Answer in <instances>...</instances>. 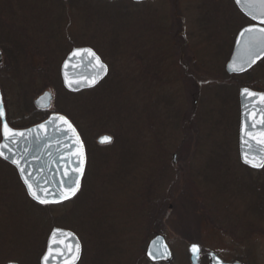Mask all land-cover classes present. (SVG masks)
<instances>
[{"label": "rangeland", "instance_id": "1", "mask_svg": "<svg viewBox=\"0 0 264 264\" xmlns=\"http://www.w3.org/2000/svg\"><path fill=\"white\" fill-rule=\"evenodd\" d=\"M63 1L0 0V38L9 33L7 29L23 31L22 40L34 38L29 46L44 45L31 62L36 67L21 66L15 88L23 93L20 100L29 96L33 106L34 100L51 91L50 113L66 110L75 117L87 142L88 179L76 202L44 212L28 201L13 169L0 161V264H40L47 231L55 226L78 235L84 250L81 264H151L144 257L147 246L161 231H166L162 235L174 253L171 264H191L188 249L193 242L203 250L202 264H209L210 252L229 263L241 257L246 263L264 264V219L251 206L248 194L254 192L250 177L263 183L264 173L250 175L236 160V126L233 119L228 120V114L234 118L235 107L238 110L234 93L217 90L213 97L208 91L215 101L205 109L201 94L193 93L194 111L203 109L204 118L212 123L202 134L192 125V135L185 137L179 121L185 98L172 94L178 84L166 87V96L173 101L170 108L164 105L163 95V80H175L180 68L168 61L169 66L153 71L151 61L153 68L143 75L141 67L143 58L149 54L154 60L158 49L161 59L176 60L180 52L174 54V47L187 44L189 55H182L183 61L193 60L196 72H207L195 86L190 85L191 90L201 93L203 87L216 85L217 70L232 53V31H222L229 25L221 16L222 0H156L144 6L129 0ZM225 4L229 6L228 0H223ZM239 22L241 28L248 24ZM92 46L109 67V81L91 93L70 96L60 86L61 64L72 48ZM18 52L20 66L23 53ZM8 84L12 90L14 83ZM7 97L13 98L11 112L17 121L22 117L18 114L22 102L19 105L11 92ZM100 108L106 110L100 112ZM192 113L195 117L191 111L189 118ZM223 116L230 127L221 122ZM115 132L120 139L115 140ZM103 135L112 136V144L99 145ZM182 139L189 143L178 148ZM122 165L125 171L117 174ZM151 189L159 196L171 194L160 223L141 208V204L147 208L144 193L150 195Z\"/></svg>", "mask_w": 264, "mask_h": 264}, {"label": "water", "instance_id": "2", "mask_svg": "<svg viewBox=\"0 0 264 264\" xmlns=\"http://www.w3.org/2000/svg\"><path fill=\"white\" fill-rule=\"evenodd\" d=\"M105 1H117V0H105ZM137 3L140 2H146V1H154V0H133ZM235 5L238 6L240 11L242 12V15H244L246 18L251 20L254 25L248 26V27H255V28H264V24L260 23L259 19H253L254 16H259L260 8L257 0H234ZM246 27V28H248ZM245 29V28H244ZM244 29L241 31L243 32ZM241 34V33H240ZM238 35V39L236 42V46L233 52V55L231 56V59L227 66V72L229 75H240L243 73H248L251 69L255 67V65H258L259 62L264 60V51H256L255 52V60L254 62H246L248 60V50L245 46L246 43V37L247 33H245V36L242 37L241 35ZM82 49H91L89 47L84 48H76L74 49L71 54L67 57L65 62L62 64L61 69V76L63 81V86L67 91L70 93L78 94L84 91L92 90L97 88L100 83H102L109 75V67L103 63L102 58L96 53V55L100 58V61L106 65L107 72L101 74V78L98 80V82L95 85L89 86L88 79L94 75H96L97 68L94 64V62L90 63L92 61V58L89 57L87 54H83L82 56H74L73 53L77 50ZM95 52V51H94ZM1 57V52H0ZM67 65V67H65ZM233 67L243 68L242 71H233ZM249 90V89H248ZM250 91V90H249ZM253 92V91H250ZM257 93V92H254ZM257 94H263V93H257ZM52 92H45L43 95H41L36 101H35V108H38L40 110H49L52 106V103L54 101V96H52ZM2 92L0 89V100H2L3 108H5L4 100L2 99ZM254 101V102H253ZM241 110H242V124H241V160L243 165L246 167L253 169L255 171H261L263 168L260 167H253L251 164L246 163L245 161V153H249L248 159L252 160L253 163L259 164L261 162V155H264V153H260L259 149L264 148V145H257L255 140L250 139L247 135V131H252L253 134L257 137V139L260 138L259 136V129L261 127H264L260 123L259 114L261 111H264V101H260L258 97H249L247 93L242 91L241 94ZM250 111H256L257 115L254 119L249 120V117L247 115ZM59 117H64L72 126L73 129H75V132L72 131V129L68 128L67 125H65L62 121L59 120ZM2 124L6 122L8 126L11 128L7 121V113L6 109H4V116L1 118ZM252 123H256L257 128L252 129ZM44 124L46 126V131L41 130L39 128V125ZM37 126H34L32 128H28L25 130H15V131H21L24 132V137H17L18 140L17 144H11L10 141H5L3 137V141L0 143V146H2L4 143H9V146L13 148V152H8L6 149H3L4 155L8 157V159H5L3 156H0V159L3 161L9 163L16 169V171L19 174L20 181L23 183L27 194L31 201H34L36 204H39L37 201H35L31 195L29 194V190L27 187V184L25 183V179L27 178L30 183L34 185V188H46L50 192H59V185L61 180L63 179L65 181V184H69L70 180L65 179L63 177V171L65 169L71 170L72 168L79 166V153L83 151L84 153V159L85 163L83 165V176L80 177L79 183H80V189L76 193L74 197L71 199L64 201L62 203H50L48 205H41V206H58L65 204L67 202H70L75 198L81 191V187L83 186L84 177L86 174L87 169V152L86 147L84 144V141L82 139L81 134L79 133L78 129L74 126L72 121L66 117L63 114H53L49 119H47L45 122L41 123ZM247 126V127H246ZM37 134L39 137H43L44 139L40 140L39 144L37 143ZM2 135H3V129H2ZM105 136L111 137V143H101V139ZM113 137L109 135H103L98 139V144L103 145H110L113 142ZM248 140L249 143L246 144L245 141ZM46 147H42V145H45ZM249 144H251L252 149L250 150ZM25 148L28 149L27 152H25ZM255 150L257 152L256 156L253 157L251 154V151ZM15 153V155L13 154ZM15 159L17 162L23 166L26 170V173H31L30 176L21 174L18 166L16 163H13L12 160ZM177 162V155H174V161L172 163L176 164ZM77 173H73L71 176V180H75V176ZM60 229V228H56ZM54 229V230H56ZM52 230V233L53 231ZM64 233H72L75 239L71 238H65L63 243L61 244V247H63L65 244L69 247H73L76 242L78 241L81 247V253L80 258L78 261L75 262V264H78L81 261L82 254H83V246L81 243V240L78 238V236L73 233L70 230L60 229ZM52 233L50 237L52 236ZM50 243V238H49ZM48 243V245H49ZM197 246L199 251L193 252V246ZM146 251V258L149 262L153 264H171L174 260V253L169 246V242L166 238V236H162V234L155 235L154 238L150 241L149 245L147 246ZM47 252V251H46ZM188 252L190 255V261L191 264H202V256H203V250L199 244H191L189 246ZM208 254L209 264H243L240 262H226L224 261L216 252H210ZM43 259V258H42ZM42 259L40 261V264H42ZM50 264L52 262L50 261ZM55 264H62L60 260H57ZM69 264H72V262H69Z\"/></svg>", "mask_w": 264, "mask_h": 264}, {"label": "flooded vegetation", "instance_id": "3", "mask_svg": "<svg viewBox=\"0 0 264 264\" xmlns=\"http://www.w3.org/2000/svg\"><path fill=\"white\" fill-rule=\"evenodd\" d=\"M129 1H131L133 4H136V5L138 4L139 6L148 5L149 3L153 4V3L156 2V0L140 2V3H137V2H135L133 0H129ZM62 2H64V1L62 0ZM228 2H229V4H228L229 6L226 5L227 3L225 5H223V0L220 2V5L222 6L221 10H222V14H223L221 16H223V20L226 21L227 24H229V25H227L228 28H223L222 31L223 32L224 31L225 32H231L232 31V34L229 35L230 36L229 44H230V48H232V53L229 56L230 57L229 61H230L231 56L233 55V52H234V49H235V46H236L238 35L241 33V31L244 28H246L248 26H252V25H254V23L250 21V24H248L247 26L245 25V27H242V28H241V26L238 27L237 24L240 23L239 21L241 20V18L243 16L242 12L238 8V6L235 5L236 3H235L234 0H228ZM231 26H233V27H231ZM7 30L9 31V33H7L5 36L0 38V52H1V57H0V89H1V92H2V96H3L2 99L4 100V105H5L4 109H6L7 121L9 123V125L11 126L12 129L24 130V129H27V127H19V124L23 123L26 120L29 121L28 120L29 118H31L30 119V121H31L33 119V115L34 114H33V112H31V110L29 109L30 106H28V104L26 102L27 98L29 97L28 94H27L28 97H26V100L24 102H22V100H20V94H23V93H19L18 90L16 89L18 87V82H17L18 73H19V70H20L21 66L22 67H26V66L29 67L30 65H32L31 62H33L34 59H35L34 55H36L38 50L40 51L42 48H44L43 47L44 45H39V44L37 45L36 44V45H30L29 46L28 45V41H31V40L33 41L34 40L33 37H32V39L28 38L27 40H25V39L22 40V36L21 35H22L23 31H19L21 33V34H19V33H17L14 30H10V29H7ZM24 34H25V36H28V35H26L27 34L26 32ZM41 35L45 36L44 34H41ZM28 37H30V36H28ZM21 40L23 41V43H21L20 46H19V41H21ZM75 48H77V47L72 48L71 52ZM175 48L177 50H175L174 54H176L177 52L180 51V55L178 56V58L176 60H173V59H171V60H166V59L163 60V59H161V57H164V56H163L162 51L160 49H158L157 51H155L154 60L151 59V56L149 54H147L143 58V59H146V60L143 61L144 65L141 66V67L143 68V75H149V72L147 71L148 68H153L152 64H151V61L154 64L153 71L155 69H156V71L162 69L165 66V64L169 66L168 61L170 62L171 65L174 64L175 67H179L180 68L178 74L175 75V80H174V78L172 79L170 77H166L163 80V82H165V84H163V87H164L163 88V95L165 94L164 105H167L168 108H170L169 105L173 102L171 98L166 96V95H168V90H169V88H166V87L168 85L171 86L173 84H178L175 87V93L173 91L172 94H173V97H174V94H175L176 99H177L178 96H181L182 100L185 98L184 99V101H185V110H183L184 112L180 110L181 111L180 113H182V112L183 113H182V116H181L179 121H180V124L182 125V130L185 132V137H188L189 133L192 134L191 130H192V125H193V113L191 114L190 118H189V113L191 111L194 112L193 103H192V100H191L192 99L191 97L193 95V90H191L192 86H190V85H193V80H194V66H193V63L195 61L190 60V59H187V60L183 61V58L181 57V55H184V57L186 56L188 58L189 54H188V45L187 44H186L185 47L182 46L180 48V50H178L177 47H174V49ZM19 49L23 53V56H22L23 58L21 59V62H23V63L20 64V66H19V64L17 62L18 61L17 52H18ZM71 52L69 54H71ZM229 61L226 62L225 66H222V69L217 70V73H219V75H217V78H216V81H215L217 84L216 85L209 84L210 86L208 85L207 89L209 91L210 90H214L215 93L217 92V90H221L223 94H224L225 91H231V92L234 93V96L232 98L238 100V102H237L238 110H236V107H235L234 118L230 114H228L229 115L228 120L231 121V119H233L232 121L234 122V125L236 126V128H235L236 139L234 141V143L236 144V148H237L236 151H237V154H238L236 160H238V162L242 166H244L243 163H242V160H241V128H240L241 124H242V118H241L242 117V110L240 108L241 107V94H242V91H244V89H249L250 91L264 94V67H262L263 63H264V60L259 62L258 65H255V67L253 69H251L250 71H248V73L246 72V73H243V74H240V75L239 74L238 75H229V73L227 72V66H228ZM62 64H61V68H62ZM32 66L36 67L34 64ZM216 67H213V68L216 69ZM262 68H263V70L261 71ZM164 74H166V70H165ZM157 77L160 78V83H161L163 75L160 73V75L157 76ZM60 78L62 80L61 72H60ZM8 83H14L13 87H11L13 91L10 89V86H9ZM171 88H172V86H171ZM14 90L17 91V95L14 93L15 92ZM161 90H162V87L159 90H157L158 91V94H157L158 98L156 99V102H155V104L157 105V111H158V109L159 110L161 109V100H159V96L161 95ZM10 92L15 95L16 102L19 105L22 102L21 105L19 106V113H18L19 116H22V117L19 120H17L18 122L16 121V119L14 120L15 114H12V112H11V108L12 107H11L10 99L12 97L10 99H7L8 98L7 94L10 93ZM34 105H35V100H34ZM37 111L44 112L46 110L37 109ZM224 118H225L224 116L221 118V122L223 124H225V122H227V121H225ZM229 118H231V119H229ZM190 122H192V123L190 124ZM228 125H229V123H228ZM230 126L231 125H229V127ZM2 138H3V136H2V120L0 118V143L3 140ZM188 143H189L188 140L182 139V140L179 141L178 148L185 147V145L188 144ZM226 149H229L228 144L226 145ZM245 168H247V167H245ZM251 171L253 172V175L254 174H258V173L261 174V173H264V168H263V170H261L259 172L258 171H254L253 169ZM15 174H17V173H15ZM79 196H80V193L71 202H74V201L76 202V200H77V198ZM26 220H27V224H29L28 223V217H27ZM56 228H60L61 229L62 227L55 226L50 231H47V234H48V232H49V234L46 235L47 237L44 240L45 246H44V251H42L43 253L41 255L40 261L44 257V255L47 253L46 251L48 249V243H49L50 235L52 233V230H54ZM68 230H70V229H68ZM71 231L75 233L74 230H71ZM5 241H6V237L3 236V240L1 242L4 243ZM83 256H84V250H83L81 261L83 259ZM145 256H146V253H145ZM81 261L78 264H81ZM16 263L17 262H7L6 264H16ZM208 263H209V261H208Z\"/></svg>", "mask_w": 264, "mask_h": 264}, {"label": "snow or ice", "instance_id": "4", "mask_svg": "<svg viewBox=\"0 0 264 264\" xmlns=\"http://www.w3.org/2000/svg\"><path fill=\"white\" fill-rule=\"evenodd\" d=\"M260 8L259 16H254L253 19H259L260 23L264 24V0H257ZM245 33H247L246 37V43L245 46L248 50V60L246 62H254L255 60V52L256 51H264V28H255V27H248L245 28L243 32H241V36L244 37ZM83 54H87L89 57L92 58V62H94L97 72L96 75L90 77L88 79L89 86L95 85L98 80L101 78L102 73L107 72V67L104 65L100 58L96 55L94 51L91 49H82L77 50L73 53L74 56H82ZM67 67V65H65ZM243 68L233 67V71H242ZM244 92L247 93L249 97H258L260 101H264V94H257L254 92H250L248 89H244ZM254 102V101H253ZM249 120H252L256 117L257 113L256 111H250L247 113ZM4 116V108L2 104V100H0V118ZM260 123L264 125V111H261L259 114ZM59 120L62 121L65 125H67L68 128L72 129L73 132H75V129L72 128L71 124L64 118L59 117ZM252 129H256L257 125L256 123H252ZM247 127V126H246ZM39 128L41 130L46 131V126L44 124L39 125ZM3 129V137L5 141H10L11 144H17L18 140L17 137H24V132L21 131H15L12 128L8 126L6 122L2 124ZM246 135L256 141L257 145H264V127H261L259 129V136L260 138L257 139V137L253 134L252 131H247ZM44 139L43 137H39L37 134V143L39 144L40 140ZM101 143H111V137L105 136L101 139ZM246 144L249 143L248 140L245 141ZM42 147H46L45 145H42ZM250 150L252 149L251 144H249ZM3 149H6L8 152H13V148L9 146V143H4L2 146H0V156H3L5 159H8L7 156L4 155ZM28 149L25 148V152H27ZM260 153H264V148L259 149ZM15 155V153H13ZM251 154L253 157L256 156L257 152L255 150L251 151ZM249 153H245V161L246 163L251 164L253 167H260L264 168V155H261V162L259 164L253 163L252 160H249L248 157ZM79 166L72 168L71 170L65 169L63 171V177L65 179L70 180L69 184H65V181L62 179L59 185V192H50L46 188H34V185L29 182V180L26 178L25 183L27 184L29 194L31 197L37 201L41 205H48L50 203H62L64 201H67L74 197L76 193L80 189V177L83 176V165L85 163L84 159V153L81 151L79 153ZM13 163H16L21 174H24L27 176H30L31 173H26V170L23 166H21L17 160L13 159ZM73 173H77L75 176V180H71V176ZM65 238H71L75 239L72 233H64L60 229H56L53 231L52 236L50 237V243L48 245L47 253L44 255L42 259V264H50V261L52 264H55L57 260H60L62 264H69V262H72V264H75L76 261L80 258L81 253V247L79 242L77 241L76 244L73 247H69L68 245H64L61 247V244L65 240ZM193 252H198L199 249L197 246H193Z\"/></svg>", "mask_w": 264, "mask_h": 264}, {"label": "trees", "instance_id": "5", "mask_svg": "<svg viewBox=\"0 0 264 264\" xmlns=\"http://www.w3.org/2000/svg\"><path fill=\"white\" fill-rule=\"evenodd\" d=\"M100 1H102V0H100ZM69 2V1H68ZM67 1H66V3H68ZM104 2V1H103ZM105 3H108V2H105ZM138 5V4H137ZM242 22L243 23H248V24H250V21L247 19V18H245L244 17V15L242 16ZM185 21H189V20H185ZM248 24H246V26L248 25ZM189 27V26H188ZM243 27H245V25H243ZM193 33V32H192ZM193 34H195V32L193 33ZM191 36H192V34H191ZM193 37V36H192ZM180 45V43L178 44V46ZM183 46V45H182ZM182 46H180V47H178V50H180V48L182 47ZM93 47V46H92ZM93 49H96V48H94L93 47ZM174 50H177L176 48L174 49ZM96 52H97V50H95ZM180 52V51H179ZM22 53V52H21ZM180 55V54H179ZM178 55V56H179ZM181 57H182V55H181ZM203 71H205V70H203ZM202 70H200V72H196V69L194 68V80H193V85L195 86V83H196V81L198 82V80H199V82L201 81V78H205L206 76H205V72H203ZM109 77H110V74H109V76L107 77V79L103 82V83H101V85L100 86H98L96 89H98V88H100L102 85H104V84H106L107 83V81H109L108 79H109ZM63 84H62V81H61V85L60 86H62ZM63 87V86H62ZM64 89V88H63ZM65 90V89H64ZM95 90V89H94ZM66 91V90H65ZM91 91H93V90H90V91H85V92H89V93H91ZM209 90L207 89V88H205V87H203V89L201 90V93L198 91V89H197V93H196V91H193V93L196 95V97H197V95L198 94H201L200 96H198L199 98H200V101H201V104H203V106H202V108L203 107H207L208 105H210V104H212V102H214L215 101V99H213V98H211V94L213 95V97H214V94H215V92L213 93L212 92V90L210 91L211 92V94H209L208 95V92ZM85 92H81V93H79V94H73V93H70V92H68L67 91V94H69L70 96H83V94H85ZM195 95L193 96V98H195ZM209 98H211L212 100H210ZM26 102H27V104H28V106H30L29 107V109L31 110V112H33V119L31 120V121H25V122H23V123H21V124H23V127H27V128H29V127H32V126H35V125H38V124H40V123H42V122H44V121H46L49 117H50V115L53 113V112H51L50 113V111L48 112V111H44V112H39V111H37V109L36 108H34L35 106H33V102L32 101H29L28 100V98H27V100H26ZM205 108H203V109H205ZM203 109H200V112H196V109H195V111H194V116L195 117H193V125H195L196 126V128L194 127V131L196 132L197 131V133L199 132V133H201L202 134V132H200L201 130H205L206 129V127H207V125H210L212 122L211 121H209V120H206V118H204V115H203ZM106 109H104V108H100L99 109V111L100 112H104ZM98 110H97V113L99 112ZM57 112V111H56ZM57 113H61V114H65L72 122H73V124H74V126H76V128L78 129V131L80 132V134L82 135V137H83V139H84V141L86 140L85 139V135H84V132H83V130L81 129V126H80V124L77 122V120L75 119V117H73L68 111H66V110H59ZM94 115V114H93ZM95 116V115H94ZM96 117V116H95ZM123 121V118L120 120V121H116V122H122ZM211 122V123H210ZM118 133H113L112 135H114V138H115V140L116 139H120L119 138V135H117ZM192 135V134H191ZM85 144H86V146H87V142L85 141ZM87 150H88V148H87ZM161 151V150H160ZM89 155V154H88ZM88 157V156H87ZM0 161H2V160H0ZM10 166V165H9ZM13 170L12 171H14L15 173H16V171L14 170V168L12 167V166H10ZM244 167V166H243ZM125 167H123V165H122V167H121V169H119L118 171H117V174H121V172L120 171H123V169H124ZM124 171H125V169H124ZM248 172H249V174L251 173H253L251 170H247ZM250 174V175H251ZM258 174H260V173H258ZM261 174H263V173H261ZM16 176H17V181L19 182V184L21 185V187L23 188V190H24V192H25V195H26V197H27V199H28V201H30V203L34 206V207H37V208H39L41 211H47V210H50V209H52V208H54L53 206H41V205H37L36 203H34L33 201H31V199L28 197V195H27V192H26V190H25V187L23 186V184H22V182L20 181V178H19V176L16 174ZM88 175H87V173H86V176L84 177L85 179H84V184L86 183V181H87V179H88V177H87ZM251 179V188H254V192H251V193H248L249 194V196L252 198L251 199V206L257 211V214H258V216L259 217H262L261 219H264V182L263 183H261L259 180H257V178H253L252 179V177H250ZM83 187H84V185H83ZM173 186L171 185L170 186V189L172 188ZM249 187V186H248ZM244 190H248L247 188H245V186H244ZM249 192V191H248ZM158 192L155 190V189H151V193H150V195L147 193V192H145L144 193V196L147 194V201H148V203H146V206H147V208L145 209V207L144 206H142V204H141V208L143 209V214H145L146 215V213L147 212H150V215H151V213H152V217H151V219H153V222H158V223H160L161 221H163L164 219H165V217H166V215L165 214H167V205L170 203V202H168V201H170V198H171V194L169 193V194H167V195H162V196H159V195H156ZM165 196V197H164ZM139 205H140V203H139ZM148 206H149V210H148ZM144 215V216H145ZM54 226V225H53ZM156 229H158V230H156V231H160V229L158 228V226L157 227H155ZM162 232V234L163 233H165L166 231H161ZM45 240V239H44ZM193 243H195V242H193ZM236 261H238V262H240V263H245V264H250V263H246V261L245 260H243V259H241V257L239 258H237L236 259Z\"/></svg>", "mask_w": 264, "mask_h": 264}]
</instances>
